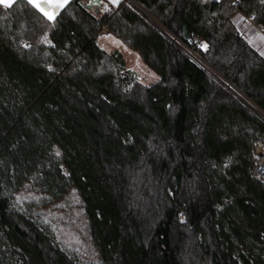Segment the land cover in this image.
Segmentation results:
<instances>
[{
  "label": "trees",
  "instance_id": "trees-1",
  "mask_svg": "<svg viewBox=\"0 0 264 264\" xmlns=\"http://www.w3.org/2000/svg\"><path fill=\"white\" fill-rule=\"evenodd\" d=\"M132 1L144 12L70 0L52 21L0 6V264H78L12 206L26 184L43 203L77 191L103 264H264V54L232 19L264 30V0ZM184 23L213 72L170 37ZM103 28L154 82L98 45Z\"/></svg>",
  "mask_w": 264,
  "mask_h": 264
},
{
  "label": "rangeland",
  "instance_id": "rangeland-1",
  "mask_svg": "<svg viewBox=\"0 0 264 264\" xmlns=\"http://www.w3.org/2000/svg\"><path fill=\"white\" fill-rule=\"evenodd\" d=\"M254 44L264 54V38ZM132 72L143 84L154 82L153 76L145 71ZM43 197V194L26 184L14 192L12 206L21 212L29 213L50 235L54 244L78 264H103L91 239L83 203L77 191L72 188L55 203H43Z\"/></svg>",
  "mask_w": 264,
  "mask_h": 264
},
{
  "label": "built area",
  "instance_id": "built-area-1",
  "mask_svg": "<svg viewBox=\"0 0 264 264\" xmlns=\"http://www.w3.org/2000/svg\"><path fill=\"white\" fill-rule=\"evenodd\" d=\"M213 1H219V0H213ZM233 21L236 23L238 26L239 32L241 36L250 44H254L257 40L261 39L262 37L264 38V30L261 27H258L252 20L251 15H246L241 11H236L235 14L233 15ZM108 31L106 29H102L97 37L101 35L107 34ZM174 41H176L182 48L187 50V52L190 54L192 59L202 66H204L206 69H208L210 72H213L209 67L204 65L202 62H200L198 56L196 53L192 52L189 50L186 46V43H191L192 38H190L188 41L183 42L181 40L176 39L173 36H170ZM197 46L202 48L203 43L201 40L196 41ZM253 147V153H254V159H255V165L252 169V175L254 178L264 181V173L260 169V166L262 165V161L259 159L261 153H264V147L262 146L261 142L259 140H255L252 143Z\"/></svg>",
  "mask_w": 264,
  "mask_h": 264
},
{
  "label": "crops",
  "instance_id": "crops-1",
  "mask_svg": "<svg viewBox=\"0 0 264 264\" xmlns=\"http://www.w3.org/2000/svg\"><path fill=\"white\" fill-rule=\"evenodd\" d=\"M85 1H86V4H88V3H90L91 0H85ZM40 2L43 3V0H40ZM69 2H70V0H67V3L62 8H60L58 10L56 16L60 13V11ZM119 2H120V0H119ZM117 5H118V3L113 2V0H100L99 5H94L91 10L94 11V12L99 11L98 13L101 14L103 12H106L109 8H116ZM0 6L4 7L2 4H0ZM35 9L41 15H43L37 8H35ZM56 16H55V18H56ZM49 21H52V20H49ZM97 42H98V45L103 50H105L106 52L120 56L121 59L124 61L125 68L127 70H129V71L139 70V71H142V72L145 71V73L151 74V76H153L154 81L156 80L157 76L141 63V61L139 59V56L135 52L130 50L128 47H126L118 39H116L115 37L110 35L109 32L107 34H105V35H101V36L97 37Z\"/></svg>",
  "mask_w": 264,
  "mask_h": 264
},
{
  "label": "snow or ice",
  "instance_id": "snow-or-ice-1",
  "mask_svg": "<svg viewBox=\"0 0 264 264\" xmlns=\"http://www.w3.org/2000/svg\"><path fill=\"white\" fill-rule=\"evenodd\" d=\"M15 2L16 0H0V4L5 8L11 7ZM27 2L37 8L48 20H54L58 10L67 3V0H43V3L40 0H27ZM113 2L119 3V0Z\"/></svg>",
  "mask_w": 264,
  "mask_h": 264
},
{
  "label": "water",
  "instance_id": "water-1",
  "mask_svg": "<svg viewBox=\"0 0 264 264\" xmlns=\"http://www.w3.org/2000/svg\"><path fill=\"white\" fill-rule=\"evenodd\" d=\"M128 1L131 2L133 5H135L139 10L144 12L132 0H128ZM99 3H100V0H91L90 3L85 4V7L88 8L89 10H91L94 5H99ZM181 37H182L183 42H186L191 38V32H190V29L186 23H184L182 26Z\"/></svg>",
  "mask_w": 264,
  "mask_h": 264
},
{
  "label": "bare ground",
  "instance_id": "bare-ground-1",
  "mask_svg": "<svg viewBox=\"0 0 264 264\" xmlns=\"http://www.w3.org/2000/svg\"><path fill=\"white\" fill-rule=\"evenodd\" d=\"M259 159L262 161V165L260 166V169L264 173V153H261Z\"/></svg>",
  "mask_w": 264,
  "mask_h": 264
}]
</instances>
